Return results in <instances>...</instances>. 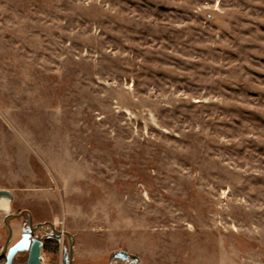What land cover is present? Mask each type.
<instances>
[{"label": "rangeland", "instance_id": "obj_1", "mask_svg": "<svg viewBox=\"0 0 264 264\" xmlns=\"http://www.w3.org/2000/svg\"><path fill=\"white\" fill-rule=\"evenodd\" d=\"M0 189L73 264H264V0H0Z\"/></svg>", "mask_w": 264, "mask_h": 264}, {"label": "flooded vegetation", "instance_id": "obj_2", "mask_svg": "<svg viewBox=\"0 0 264 264\" xmlns=\"http://www.w3.org/2000/svg\"><path fill=\"white\" fill-rule=\"evenodd\" d=\"M16 222L17 231L14 235L12 222ZM5 236L0 242V264L7 262L10 249L19 245V249L12 259V264H27L31 252L36 246L40 250V264H43L45 256H60L62 264H73L70 260V241L68 231L56 229L50 221H36L33 214L27 210H21L15 214H9L3 218ZM129 258V257H128Z\"/></svg>", "mask_w": 264, "mask_h": 264}, {"label": "water", "instance_id": "obj_3", "mask_svg": "<svg viewBox=\"0 0 264 264\" xmlns=\"http://www.w3.org/2000/svg\"><path fill=\"white\" fill-rule=\"evenodd\" d=\"M1 197L12 198V194L8 190L0 189V198ZM66 234L68 236H71V234L69 232H67ZM74 242H75V238H74V236H72V239L70 241V245H71L70 260L71 261H72V257H73ZM19 249H21L19 245H16L10 249V252H9L8 258H7V262L5 264H12V259ZM116 256L119 258H122V259H128V257H130V254L128 252H118V253H116ZM27 264H40V250H39L38 246H36L35 251L31 252V255H30V258H29Z\"/></svg>", "mask_w": 264, "mask_h": 264}, {"label": "bare ground", "instance_id": "obj_4", "mask_svg": "<svg viewBox=\"0 0 264 264\" xmlns=\"http://www.w3.org/2000/svg\"><path fill=\"white\" fill-rule=\"evenodd\" d=\"M6 205H7L6 201L0 198V207H5Z\"/></svg>", "mask_w": 264, "mask_h": 264}]
</instances>
